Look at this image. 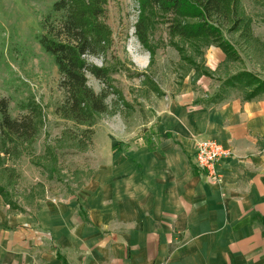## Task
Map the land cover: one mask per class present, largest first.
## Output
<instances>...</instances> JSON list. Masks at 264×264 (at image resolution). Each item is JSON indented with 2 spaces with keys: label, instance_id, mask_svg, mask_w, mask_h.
<instances>
[{
  "label": "crops",
  "instance_id": "obj_1",
  "mask_svg": "<svg viewBox=\"0 0 264 264\" xmlns=\"http://www.w3.org/2000/svg\"><path fill=\"white\" fill-rule=\"evenodd\" d=\"M196 99L161 102L149 143H110L75 195L0 198V264H264V97ZM203 140L230 152L218 184L196 165Z\"/></svg>",
  "mask_w": 264,
  "mask_h": 264
},
{
  "label": "rangeland",
  "instance_id": "obj_2",
  "mask_svg": "<svg viewBox=\"0 0 264 264\" xmlns=\"http://www.w3.org/2000/svg\"><path fill=\"white\" fill-rule=\"evenodd\" d=\"M54 1L0 0V99L8 100L14 118L27 115L30 105L41 116L34 141L21 144L17 158L0 167V186L6 191L0 198L9 210L34 211L46 199L75 195L91 178L102 150L110 143L113 148L148 144L147 125L161 102L193 92L196 100L208 105L228 77L239 70L264 80V0L229 3L239 16L251 20L257 42H246L241 32L231 30L235 23L232 13L231 20L213 19L235 45L241 57L237 63L226 61L214 46L202 48L204 56H199L190 43L172 37L173 16H163L158 9L142 14L138 0H108L104 24L109 38L99 55L87 57L90 65L107 73L105 80L92 74H87V79L96 94L107 95L108 110L93 127L91 146L78 151L72 138L86 127H78L58 113L66 99L61 77L34 39L40 32L39 21ZM142 17L148 21L145 45L136 34ZM212 54L218 55L213 65ZM198 69H208L214 75L196 74ZM243 91L230 89L220 95L243 96Z\"/></svg>",
  "mask_w": 264,
  "mask_h": 264
},
{
  "label": "trees",
  "instance_id": "obj_3",
  "mask_svg": "<svg viewBox=\"0 0 264 264\" xmlns=\"http://www.w3.org/2000/svg\"><path fill=\"white\" fill-rule=\"evenodd\" d=\"M107 1L55 0L39 21L40 32L34 35L42 52L52 59L61 77L60 88L64 90L66 99L58 113L76 126L86 127L72 138L76 141L75 147L81 152L91 146L93 127L108 110L105 105L107 95L96 94L88 87L87 79V74H92L98 80H105L107 76L105 70L87 62V57L97 56L104 50L109 38L110 31L104 24ZM230 1L138 0L142 14L145 10L158 9L163 16H173L170 35L190 43L194 53L203 57L202 48L214 46L223 52L226 61L237 63L241 57L235 45L225 38L221 26L213 23V19L231 20L232 13L235 23L231 30L241 32L246 42L258 40L253 36L251 20L233 11L229 6ZM147 24L146 18L142 17L136 26V34L144 45L147 42ZM200 41L203 43L201 46ZM197 73L209 78L214 75L208 69H198ZM230 89L244 90L243 97L247 101L263 98L264 80L252 72L239 70L228 77L210 102L220 103L225 99L220 93ZM29 108L27 115L14 118L10 114L8 100L0 99V167L17 158L21 144L31 143L39 133L38 121L41 116L36 108L31 109V105ZM5 194L6 191L0 186V196Z\"/></svg>",
  "mask_w": 264,
  "mask_h": 264
},
{
  "label": "built area",
  "instance_id": "obj_4",
  "mask_svg": "<svg viewBox=\"0 0 264 264\" xmlns=\"http://www.w3.org/2000/svg\"><path fill=\"white\" fill-rule=\"evenodd\" d=\"M230 152L221 144L213 140H203L196 146V165L206 172V177L214 184L220 182L218 165Z\"/></svg>",
  "mask_w": 264,
  "mask_h": 264
}]
</instances>
